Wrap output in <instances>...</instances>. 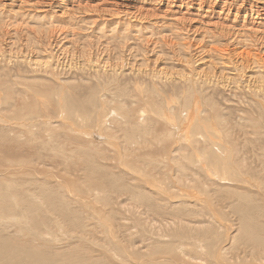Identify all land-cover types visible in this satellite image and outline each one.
<instances>
[{"label":"rangeland","instance_id":"374dc122","mask_svg":"<svg viewBox=\"0 0 264 264\" xmlns=\"http://www.w3.org/2000/svg\"><path fill=\"white\" fill-rule=\"evenodd\" d=\"M84 6L69 9L73 14L66 20L51 13L43 21L36 8H8L17 18L11 20L8 9H0V32L4 25L24 34L51 28L74 42L61 56L63 48L49 45L55 70L33 69L17 60L21 55L0 58V186L20 203L13 216H30L29 210L44 204L31 214L44 220L31 231L33 239L28 232L20 235L12 221L2 225V219L1 239L37 247L58 264H144L147 256L161 261L167 254L180 264H213L210 249L229 245L228 264H253L243 252L254 236L264 240V105L241 88L209 86L203 92L200 85L188 86L196 91L188 95L204 101L196 113L183 102L187 88L177 76L155 85L137 67H125L134 54L143 57L146 45L134 23L127 35L121 31L118 23L131 20L128 14L98 23L99 13L88 15ZM159 22L160 35L175 28ZM201 34L191 36L196 42ZM35 35H29L30 45L38 44ZM19 46L7 47L6 54L16 55ZM33 48L45 61L44 47ZM163 52L159 65L181 72ZM88 60L110 68L88 67ZM189 221L207 233V239L199 238L204 248L198 258L173 250L189 241V231L179 230L191 227Z\"/></svg>","mask_w":264,"mask_h":264},{"label":"bare ground","instance_id":"6f19581e","mask_svg":"<svg viewBox=\"0 0 264 264\" xmlns=\"http://www.w3.org/2000/svg\"><path fill=\"white\" fill-rule=\"evenodd\" d=\"M88 2L89 0H85V1L84 0H34V1L33 0L32 1L0 0V9L3 10L5 8L7 9L14 8L15 6H18L19 9L25 6H28L30 8H36L34 12H36V15L38 17H41L42 21L48 19V17L50 18L51 13H52L51 16L52 15L55 16L54 19L66 20L68 19V17L69 18L71 17V14H73L72 12H70L69 9L72 8L80 9L83 3H85V6L81 9L83 10L86 9L85 11H87L88 15L90 13H99L96 16L99 19L98 23H100L101 21L100 19H102L103 21L111 22L110 20L112 19L119 20L122 19V17H124L126 14H128L127 17L131 20H125L124 23H118L123 25L122 27L123 29L121 31L125 32V30H129V28L132 27L130 23H134L135 25L133 28H135L136 32L138 31L137 34L141 35L140 40L146 42L145 43L146 45L143 44L145 45L144 47L145 49L143 50L140 48L141 50H143V54H142L143 57L134 54L135 56H133V59L131 61L132 64L130 63L125 65V67L128 66L130 71H132L133 69L135 70L136 69L135 67H137L136 70L137 73L146 75L147 77L149 76L155 85L161 82L172 81L171 77L177 76L176 78L182 81V84H184L186 88L188 86L195 88L197 85H200L203 92L207 91L209 86H217L223 90L225 88L228 89V87H231L232 89L235 90L236 89L239 90L241 88L244 89L254 99V102H256L257 104L260 103L261 105H264V76H262L264 75V0H92L91 1L92 4L87 6ZM121 6L125 7L124 11H121L120 9ZM10 10L11 9H8L9 11L7 14L8 20L9 19L11 20L12 18L17 19L14 17V15H10L12 13V12L10 13ZM160 20H163L165 22L169 21V23H172L171 27L174 26L175 28L170 29L169 34L160 35V32L158 31V29L161 30L160 26L158 25V23H161L159 22ZM147 23L152 25L150 27L146 26ZM193 24H198L200 25V27H204V28L201 29L197 26H193ZM1 27L2 29L0 35L2 36L0 38H3L4 39L3 42L5 43L3 46V44H1L2 41L0 40V58H6L5 61H10L13 57H16L17 55H21L17 57V60L20 59L23 61V64L31 65L33 69L44 68L46 70L47 69L55 70L54 66L56 59L55 56L52 54L51 48L49 47L51 43L59 48H63L60 56L64 55L63 53L67 52V45L72 46L74 44L73 40L69 39L68 36H66V32L63 30H54L49 28L47 29V31L32 30L27 34H24L22 30L19 31L10 25H4ZM166 27L167 25H165V28ZM153 28H155V30H157L160 35V36L158 35L156 39L155 38L153 39L155 33ZM201 30H202V34L200 35L201 38L198 39L199 37L196 36L198 37L197 38L198 40L195 42L194 41L195 39L193 38L194 36H191V34L197 35V33H199ZM144 33H147V36L146 35L144 36ZM30 34L33 35L36 34L39 39V40L37 39L38 44L44 47L43 57L45 61L40 60V58L38 57V51L36 52L33 48V45H38V44L30 45V41H31L29 37ZM137 34L136 36H138ZM148 34L151 35L148 36ZM114 35H113L114 38L119 37L116 34ZM159 37L161 38L159 39ZM142 38H147V39L145 40ZM140 40L138 41L140 42ZM23 42H25V44ZM15 43L21 46V47L19 46L18 49L19 53H17L16 55L6 54L8 51V49L6 48L11 47L12 49H14L12 45L15 46ZM164 49H166V52H168L172 58L176 59L177 65L182 68L181 72L178 73L177 71V73L172 74L173 72L171 68L162 66L163 64L161 66L159 65V63L163 61L162 60L163 57L161 56L164 53L163 52ZM139 50L137 51L139 52ZM179 54L181 56H178ZM149 55L150 57H152L151 60L148 57ZM141 58L143 60H141ZM86 62L88 67L94 66L95 69L96 67L101 69L104 68V70H107L106 68H110L107 65V63L100 66V64L94 63L93 61L88 60ZM139 63L141 64L139 65ZM123 65L124 63L119 65L120 68H124ZM115 69L116 68H114V71H116ZM219 73L221 74L219 75ZM253 73H260L261 74L260 76L262 77L251 76ZM192 91L194 90L189 91L187 88L186 92L184 93L186 97L183 99V102L189 107H193L194 111L195 109H197L196 113L197 112L201 113V109L203 107L204 101H200L197 95L193 93H191L190 95L187 94V92H192ZM203 92L201 96L204 98L205 95L203 94ZM181 96H183V93L182 95H177L176 97L178 98ZM194 111L190 115H192L191 117L195 119ZM190 115H188L187 118H191L189 117ZM191 121L193 123V119ZM198 143L200 142L198 141ZM177 144L178 143H176V146ZM214 161L215 164L218 165L217 163L218 159H214ZM3 175L4 174L2 173V176ZM72 198L75 200L77 196H73ZM38 202H36L35 204H37ZM1 203L4 205H1ZM40 205L44 206L42 202ZM19 206L20 203L16 199V196L9 193H5V191L0 186V220L1 219L3 220L2 225H5L8 221H12L14 222L15 226L18 225L20 227L18 232L20 235L28 232V237L33 239L34 237H32L33 234L31 231L33 230L36 231V229H39L42 225V222H44V220L40 221L38 215L31 216V214L36 213V211H41L42 210L40 209L41 206L40 208L39 206L38 207L34 206L35 209L33 208L32 210H29L28 212L30 213V216H25L24 212L23 214H20L18 212L20 215H18L17 217L13 216L12 215L13 211L15 212L16 208ZM48 208L54 209L55 206L50 204V207L48 206ZM37 214H39V212H37ZM193 224L194 222L190 223V225H192L191 227H186L185 225L179 226L181 227L179 230L181 229L184 231L188 230L190 237L187 238L189 240L187 241V243L181 242L180 244H177V246L174 247L173 250L177 252L181 251L180 255L186 257H189L187 253L191 252L194 255H196L198 258V256L200 255L202 256V249L204 248V246L200 244L198 245L199 238L200 236H202L201 238H206L207 233L205 234L201 233L205 229V228H201L203 226L199 227L197 226L196 223H195L196 225L193 226ZM180 225H183V223H180ZM2 239L0 237V264H58L56 262L57 260H54L50 258L51 256L49 257L48 255H45L44 253L40 252L39 248L37 247L20 245L18 244L19 242L13 243L11 240L9 241L7 239L6 240H2ZM247 244L248 247L243 253H246L245 255H247L248 257H252L254 262L253 264H264V240H261L256 236H254L252 240ZM229 246L228 247L224 246L221 249H219V251H217L218 249L215 247H212L210 249L209 252L215 256V257L213 256L215 260V263L213 264H228L225 254H227V252L230 251ZM191 257L195 259L194 258L195 256H191ZM146 258L149 259V261H146L145 259L147 264H172V263L180 264L176 259L170 257V254H167V257L162 258L161 261L157 260L155 257L147 256ZM243 258L246 257L244 256ZM64 260L63 262L65 263L69 261V259L65 261ZM95 264L97 263L95 262ZM197 264H205V263L201 262Z\"/></svg>","mask_w":264,"mask_h":264}]
</instances>
